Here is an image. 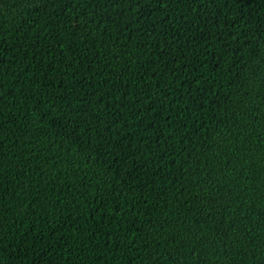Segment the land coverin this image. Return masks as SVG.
<instances>
[{
	"label": "trees",
	"instance_id": "obj_1",
	"mask_svg": "<svg viewBox=\"0 0 264 264\" xmlns=\"http://www.w3.org/2000/svg\"><path fill=\"white\" fill-rule=\"evenodd\" d=\"M0 264H264V0H0Z\"/></svg>",
	"mask_w": 264,
	"mask_h": 264
}]
</instances>
